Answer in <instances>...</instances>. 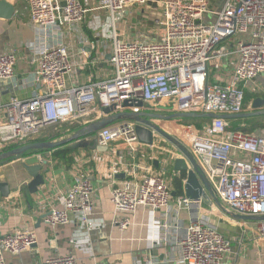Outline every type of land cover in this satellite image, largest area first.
<instances>
[{
	"label": "built area",
	"instance_id": "built-area-1",
	"mask_svg": "<svg viewBox=\"0 0 264 264\" xmlns=\"http://www.w3.org/2000/svg\"><path fill=\"white\" fill-rule=\"evenodd\" d=\"M150 1L159 4V15L153 19L155 31L119 40L117 22L127 9ZM29 7L35 32V40L29 44L33 69L18 78L19 54L6 49L0 54V81L32 87L34 93L27 98L13 94L5 100L0 84V150L27 140L48 125L71 122L82 128L101 118L102 108L111 105L116 111H145L136 105L138 100L153 109L164 106L171 113H214L202 128L186 126L180 139L226 211L264 216V128L254 133L240 130V125L232 129L231 121L223 117L246 111L247 90L264 93V0H29ZM100 9L109 12L108 27L114 30L109 61L112 72L70 85L68 79L76 63L63 28L78 30L90 11ZM161 28L163 35L158 38ZM230 39L233 41L225 44ZM230 52L236 61L228 80L209 82L210 74L224 67L223 60ZM94 62L92 51H85L83 64ZM125 101L130 103L128 107ZM166 144L170 147L168 162L173 161L178 155L176 146L158 134L151 145L141 142L135 121L123 120L99 131L97 146L116 154L125 176L128 174L125 180L117 179L115 174L121 170L115 167L107 175L113 223L126 230L133 223L131 216L145 208L152 214V229L165 230L151 238L154 247L169 249L163 260L143 257L134 264H168L165 254L178 264H224L232 239L199 213L205 199L175 195L166 160L158 161L159 169L130 163L122 149L126 147L135 158L137 151L144 153L146 148L152 152ZM52 157L50 150L38 154L44 168ZM78 163L71 186L55 194L62 205L52 201L42 204L44 221L53 229L71 223L76 216L88 231L101 225L94 218V184L82 167L84 163ZM184 210L192 214L183 229ZM257 230L259 264H264V219L258 220ZM37 241L36 232L24 228L0 235V264L6 263L7 254L32 250ZM44 264H78V260L72 253L54 254Z\"/></svg>",
	"mask_w": 264,
	"mask_h": 264
},
{
	"label": "crops",
	"instance_id": "crops-1",
	"mask_svg": "<svg viewBox=\"0 0 264 264\" xmlns=\"http://www.w3.org/2000/svg\"><path fill=\"white\" fill-rule=\"evenodd\" d=\"M9 1L16 5L17 11L11 19L0 18V54L6 49H15L18 52L19 59L16 73L18 78H22L33 69L29 63V56L32 53L29 44L35 40V32L30 19L29 0ZM143 6H146V4L127 9L122 19L117 22L116 32L123 39L130 40L140 38L141 34L148 35L149 32L145 31L144 28L133 32L126 26L120 29L122 22L127 23L129 14L139 8L142 11ZM104 13L108 14L106 22L103 21ZM109 22V12L100 9L90 11L78 30L63 28L66 42L70 46V51L76 63L75 70L68 79L70 85L83 84L88 82L90 78L100 79L111 74L112 66L109 62L110 59L107 58L112 51V32L108 27ZM118 27L121 32L118 31ZM108 41L111 43L110 48ZM93 46L95 49H93ZM88 48H91V50ZM85 51H92L95 64L91 66L83 64ZM235 61V55L230 52L223 60L224 67L216 69L210 74L209 82H226L230 75V67L235 64ZM96 66L97 69L94 70ZM109 67L111 68L110 72L107 70ZM1 92L5 100L13 94L21 98H27L33 95L34 88L21 85L16 88L7 80L1 82ZM163 107L153 109L149 105H145L144 110L151 113L171 114V112L163 110ZM247 111H252V108L246 109L245 112ZM159 121L169 124L166 126L160 125L174 136L179 139L182 137L186 127L182 123V119L164 120L158 118ZM230 121L231 124L234 122L235 125H238V119ZM74 124L77 125V123ZM74 132L64 134L54 140L69 136ZM87 140L90 139L87 138ZM164 147L155 148L152 152L150 149L144 148V153L137 151L135 158H133V154L128 152L126 147L122 149L125 151V160L130 163L136 162L159 169V162L157 165L155 161L160 160L163 163L166 160V169L172 179V175L177 173L178 170L174 167V160L168 162L170 147L167 144ZM46 151L34 152L24 157L0 162V182H7L10 187V193L6 197L2 195L0 190V235L24 228L34 230L38 238L32 250L22 254H7L5 264H44V260L48 256L70 253L77 257L78 264H134L136 260L143 257L163 260L164 253H167L169 249L154 247L151 238L154 234L163 235L165 230L154 231L152 229L150 225L152 214L147 209L139 208L131 216L133 223L126 230H121L118 225L113 223L114 207L110 199V186H108L109 178H107V175L112 174L113 169L117 167L121 170L115 174L117 179L125 180L128 177V174L125 176V168L118 163L116 154L109 148L102 147V149H99L96 146L88 153L89 155L81 153L77 162L70 167L53 159L50 164L45 166V168H48L44 173L45 184L41 185L37 192L31 193L27 184L32 177L26 170L25 165L38 163V154H45ZM78 162L84 163L82 167L88 172L94 184V218L101 225L88 231L83 226L80 218L76 216L71 223L53 229L44 221L45 211L42 204L44 201H52L58 206L62 205L61 199L56 198L55 194L59 190H65L71 186L73 183L72 171L73 169L76 170ZM122 173L124 177L119 176ZM185 180L186 178L184 182ZM204 199L203 208L199 213L207 216L220 231L219 223L216 222H220V220L227 221L226 215L233 220L231 226L234 227L236 232L234 236H230L232 239L231 250L226 254L224 264H259L261 257L256 238L258 220H238L231 215L232 212L226 211L222 202V206H220L212 197H210V200ZM220 210L226 215H221ZM191 214L190 210L182 211L181 225L183 229L190 223ZM158 216L161 217V214L158 213ZM229 222L227 221V223ZM165 255L167 257L164 260L166 263L178 264L177 260L168 259L172 256Z\"/></svg>",
	"mask_w": 264,
	"mask_h": 264
},
{
	"label": "water",
	"instance_id": "water-1",
	"mask_svg": "<svg viewBox=\"0 0 264 264\" xmlns=\"http://www.w3.org/2000/svg\"><path fill=\"white\" fill-rule=\"evenodd\" d=\"M65 5V2H62ZM17 11V7L14 3L8 0H0V18L11 19L14 17ZM91 50V48H88ZM108 59L111 58V54L107 56ZM11 85H13L11 80ZM1 84V81H0ZM18 88V87H16ZM130 103L128 101L124 102V106L128 107ZM137 106L144 107V102L138 100L136 102ZM252 111L234 113V114H224L223 117L228 120H239L249 116H254L264 113V97L258 96L253 99ZM103 116L96 121L89 123L88 125L78 129L73 134L57 139V140H45V141H32L26 142L17 147L11 148L9 150L0 152V162L8 159H17L23 156L28 151L34 150H50L54 149L63 144L69 143L73 140H78L81 137L89 136L91 134H97L94 136L95 141H98V133L105 127L113 124L116 121L132 120L136 122V133L141 142L151 145L154 143L155 135H161L166 138L169 142L176 146L178 151L174 158V167L178 171L186 172V180L184 182L185 194L192 199H197L200 197L210 200V197L222 206L219 198L217 197L213 186L207 177L201 173L196 159L191 154L190 150L185 146V144L176 136H174L169 131L165 130L160 124L155 122V119L161 118L164 120L172 119H183V118H213L216 116L214 113H197V112H173L171 114H161V113H151L147 111H140L138 113L132 111H116L115 105L102 108ZM102 149V146L98 147ZM107 149V147H103ZM158 165V161H155ZM26 170L32 177L28 182V190L31 193L38 191L41 185L45 184L46 168H44L43 163L38 162L36 164H26ZM120 177H124V174H119ZM0 190L3 196H8L10 193V187L7 182H0ZM174 193V192H173ZM175 194V193H174ZM231 215L238 220H261L264 216H252V215H242L232 212Z\"/></svg>",
	"mask_w": 264,
	"mask_h": 264
},
{
	"label": "trees",
	"instance_id": "trees-1",
	"mask_svg": "<svg viewBox=\"0 0 264 264\" xmlns=\"http://www.w3.org/2000/svg\"><path fill=\"white\" fill-rule=\"evenodd\" d=\"M258 96L264 97V93H255V92H251V91L247 90L246 91V97H245V102H246V105H245L246 108L245 109H249L251 107V104H250L251 101ZM239 120L245 121V123H246L244 126L239 127V129L244 131V132L254 133V132H258L259 130L264 128V113L254 115V116H249V117L239 119ZM210 121H211V119H209V118H184V119H182L183 123L193 124V125L197 126V128H202L205 124L209 123ZM236 126L237 125H235V123L233 122L231 124L230 128L235 129ZM80 127H81V125L74 124L72 127H69L68 130H66L65 132H62L60 134H56V135H52V136H43V137L32 136L25 141H20V142L14 143L12 145H9V146L5 147L2 151L9 150L11 148L22 145L26 142L54 140V139H56V138H58L64 134L74 132V131L78 130ZM96 135L97 134H91L89 136H84V137L79 138L78 140H73L69 143L63 144V145L58 146L54 149H50V151H52L54 161L55 160H57L58 162L60 161L61 164H64L68 167L75 164L81 153H83L85 155L86 154L89 155L88 153L91 152L92 148H96L97 142L94 139V136H96ZM92 137H93V139H92ZM86 138H90V140H84ZM41 151H43V150L28 151L21 157L27 156V155L34 153V152H41ZM9 160H12V159H8V161ZM57 161H56V163H58ZM185 178H186V172L185 171H178L177 173H174L172 175V183H173V187H174V191H175L176 195H184L185 194V191H184V179Z\"/></svg>",
	"mask_w": 264,
	"mask_h": 264
},
{
	"label": "rangeland",
	"instance_id": "rangeland-1",
	"mask_svg": "<svg viewBox=\"0 0 264 264\" xmlns=\"http://www.w3.org/2000/svg\"><path fill=\"white\" fill-rule=\"evenodd\" d=\"M213 2L214 1H212V4H213ZM159 12H160L159 4L154 2V1H150L146 4V6H143L142 11L139 8V9H136L135 12H131V14H129V16L127 17L129 20L127 19V21H126L127 23L122 22L120 29L124 28L126 26L127 28H130V31L133 32L134 30H142L144 28L145 31H147L149 33H153L155 31L156 27H155L152 20L154 18H156L157 15H159ZM107 17H108V14L104 13L103 21L106 22ZM118 31H119V27H118ZM111 32L113 34V30H111ZM119 32H121V31H119ZM162 35H163V29L161 28L160 33L158 34V38L162 37ZM118 37H119L118 38L119 40H123V37L120 36V34L118 35ZM231 41H233V39L226 41L225 44H230ZM109 45H110L109 46V48H110L111 47L110 42H109ZM95 69H97V66H96V68H94V70ZM107 70L110 72L111 68L109 67V68H107ZM162 109L167 110L165 107H163ZM156 121L158 122V119H155V122ZM239 121L241 123L238 125H240L241 127L246 124L245 121H242V120H239ZM121 122H122V120L116 121L113 124H117V123H121ZM158 124H163L164 126L169 125V124H165V122H162V121L161 122L159 121ZM73 125L74 124H72L71 122L62 123V124H55V125H48L45 128H43L39 133L35 134L34 136L35 137H43V136H52V135L60 134L62 132H65L66 130H68L69 127H72ZM184 125L189 126L190 124L184 123ZM168 128H170V127H168ZM84 140H87V138ZM220 202H222V201L220 200ZM219 212H221V215H223V216L226 215V214H223L221 210ZM225 217L228 218L227 221H230L229 223H227V221H223V220H220V222H216V223H219L220 229L224 235H226L228 237L234 236L236 231H235L234 227L231 226V221H233V220L229 219V217L227 215Z\"/></svg>",
	"mask_w": 264,
	"mask_h": 264
}]
</instances>
